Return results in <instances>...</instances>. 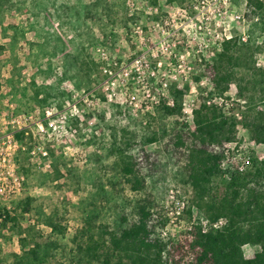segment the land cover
<instances>
[{"label":"rangeland","instance_id":"obj_1","mask_svg":"<svg viewBox=\"0 0 264 264\" xmlns=\"http://www.w3.org/2000/svg\"><path fill=\"white\" fill-rule=\"evenodd\" d=\"M34 1L42 7L36 17H32L31 13L27 12L28 10L36 11V7L28 4L22 8L19 6L5 8L0 18V86L3 87V90L11 89L18 108L29 109L35 105L41 107L46 105L35 101L33 91L36 89L40 91L39 98L50 92L48 103L60 104L70 96L64 89V82H67L79 93L86 92L102 81L101 66L106 63V60L114 70H117L121 62L129 63L142 53L145 58H142L138 64H143V61L146 60L149 65L151 63L152 66H156V63L161 62V68L166 67V73L170 80L168 90L160 89L159 78L151 77L147 67L143 66L144 72H140L142 69L137 71L131 65L132 72L129 78L124 83H116L114 87L116 101L119 104H108L102 93L97 92L94 102L85 107L84 130H80L81 133H84L73 139L74 143L79 144L80 149L84 151L85 161L77 162L53 154L54 165L57 161V167L63 173L59 179L53 180L50 177H45V171L36 170L27 160L25 153L19 155L20 164L30 168L28 172L23 171L26 175L23 197L28 195L35 198L32 212L24 214L20 220L24 227L33 223V214L35 215L39 205L46 212L55 207L60 208L62 205L65 207L67 233L63 243H70V237L79 232L84 223V216L93 205L100 211L101 219L110 227L114 226L121 209L129 210L134 199L143 195L144 192H132L127 185L113 186L109 180L116 182L123 157L129 154H142L140 141L154 134L157 140L142 147L144 152L160 157L152 175L148 177L149 185L146 189V195L150 196L155 204L154 218L163 220V226L166 224L168 220L166 205L170 203V190L176 196L184 197L187 206H189L193 192L183 183V177L177 170L183 159L180 155L172 154L171 148L172 141L178 133L181 131L191 133L194 130V120L187 117L183 110L178 115L165 116L157 110L160 104L154 105L149 112L139 110L136 115L131 107H125L123 110L120 107V101L128 98L131 87H134L131 94L133 93L140 101L145 100L142 87L136 82L139 75L144 77L150 86L151 93L157 97L159 95L163 97V94L166 93L173 96L170 87L174 81H177L174 84L184 83L182 90L187 85L188 89L184 90L181 98L182 107L185 100L188 101L189 98L194 97L195 108H197L205 101V91L213 93V96L223 97L225 110L232 109L231 114L238 122L234 140L235 147L246 145L249 147L250 157L264 159V144H257L250 137L247 128L241 124V113L244 108L243 102L238 97L236 85L231 83L223 94H217L205 65L206 61L211 63L212 57L221 47L219 39L212 35H216L217 32H226L232 36H236L242 31L248 33L250 24L255 20V17L246 16L245 0H228L223 6L226 7V14L221 16L213 14L210 24H208V30L211 32L207 35L209 41H207V47L204 48L205 55H202L201 52L195 53V56L192 57L194 58L192 71L186 73L188 81H192V85L195 86V92L192 94L189 93L190 84L183 82L184 78H181V73L171 67L168 68L166 63H168L169 57L170 60H175L173 54L170 53L182 52L187 45L192 46L194 53L198 48V42L203 41L198 38H188L185 31L176 30L177 18L175 17L177 15H175V10L177 7L188 6L194 0H175L170 3L166 0H156V2L152 0H113L114 4L110 11H107V15L101 18L102 21L87 19L86 23L91 27L96 39L94 44L86 48L87 56L81 55V58L92 63L89 65V81H87L88 78L83 79V75L74 66L68 65V70H66L62 52H57L56 55L49 57L37 45L31 46L32 43H40L43 38L48 36L53 37L52 44H65L64 53L75 52L71 41L75 40L74 37L79 29L67 24L65 13H61L62 16L58 15L54 11L53 5L75 4L79 0H56L55 4L51 0ZM80 1L87 4L94 0ZM154 8L157 9L156 12ZM221 9L224 10V8ZM235 14L242 15L243 19L232 18ZM173 18L174 21H172ZM165 20L168 21V24H164ZM180 20L182 21V18ZM16 25L17 28L14 29L13 27ZM193 28L187 25L185 30L190 31L189 33L194 36L198 35L199 32H195V29L192 30ZM162 30L165 32L174 31V33L166 36ZM178 39L181 40V43L174 47L173 43ZM261 41L262 37H259L255 43L259 45L262 44ZM167 44L171 46L165 49ZM244 44L240 43V45ZM103 57L107 59L104 60ZM198 57H202V60L198 61ZM252 68L254 71L264 69V49L261 48L254 53ZM196 76L199 77L198 80L195 79ZM75 124L77 123L75 122ZM81 137H84V140L80 139ZM230 147H233V144ZM59 156L62 159H59ZM150 161L153 159L149 158V160L143 161V165H150ZM64 162L66 168L71 167L75 171L69 173L68 168L63 167ZM99 182L100 184H98ZM16 200L18 201V199ZM5 203L13 204L11 201ZM195 212V222L207 220L203 214H198L197 209ZM10 227V224H7L0 231L2 264H12L13 257L20 253L17 236ZM158 229L156 230L157 234ZM164 229L167 233L166 236H161L164 241H184L189 237L183 228L166 226ZM242 249L246 257L253 255L250 245H244Z\"/></svg>","mask_w":264,"mask_h":264},{"label":"trees","instance_id":"obj_2","mask_svg":"<svg viewBox=\"0 0 264 264\" xmlns=\"http://www.w3.org/2000/svg\"><path fill=\"white\" fill-rule=\"evenodd\" d=\"M51 1L56 3V0ZM28 4L36 7V11H27L36 17L42 7L34 0H0V18L5 8H22ZM113 4V0H94L87 4L79 0L75 4L53 5L58 15L65 13L67 24L79 29L75 40L71 41L75 52L64 53L65 44H52L53 37L48 36L31 46L37 45L49 57L62 52L66 70L68 65L74 66L83 79L89 81L92 63L81 55L87 56L86 48L96 39L86 20L102 21ZM245 4L246 16L255 17L247 31L248 42L240 45L235 38L224 40L211 63L206 61L205 65L217 94H223L231 83L236 85L244 108L241 124L257 144H264V69L254 71L252 68L254 53L264 49V1L245 0ZM259 37H262V44L257 45L255 42ZM170 89L175 98L174 105L161 103L157 109L165 116L182 112L181 98L188 86L182 90L172 83ZM33 94L41 105L48 104L51 96L48 92L39 98L38 89ZM231 112L232 109L208 106L203 101L193 110L194 130L178 133L171 148L172 154L182 156V164L177 170L183 183L193 192L188 214L191 205L210 221L224 218L226 222L221 228L204 232L201 222L197 221L184 241H164L157 234L163 220L154 218L155 204L146 195V189L148 177L160 157L142 149L157 140L154 134L140 141L142 154L123 157L116 182L109 180L113 186L127 185L132 192H144L134 199L129 210L121 209L112 227L101 219L100 211L93 205L84 216L82 228L67 244L63 243L67 233L63 205L48 212L39 205L33 214V223L24 227L20 220L24 214L32 212L35 198L25 195L18 201H11L12 205L0 202V231L10 224L20 248L12 264H264V159L250 157V166L243 172L222 166L228 153L225 143L234 141L237 133L238 122ZM149 158L153 159L150 165H143ZM57 165L56 161L53 171H45L44 176L59 179L63 173ZM20 166L24 172L30 170L28 166ZM64 166L66 168L65 162ZM67 168L69 173L75 171ZM244 245L252 247L251 257L244 255ZM2 262L0 256V264Z\"/></svg>","mask_w":264,"mask_h":264},{"label":"built area","instance_id":"obj_3","mask_svg":"<svg viewBox=\"0 0 264 264\" xmlns=\"http://www.w3.org/2000/svg\"><path fill=\"white\" fill-rule=\"evenodd\" d=\"M227 1L194 0L188 6L177 7L175 10V15H177L175 17L177 18L176 30L181 29L185 31L188 34V38L203 40L198 42V48L194 53L191 45H187L182 52L170 53L173 54L175 60L172 61L169 57V61L166 63L168 68L171 67L176 72L181 73V78H184L183 82L190 84V94L195 92V86L192 85V81H188L186 73L192 71L194 61L192 57L195 56V53L199 52L205 55L206 51L204 48L207 47V41H209L207 35L211 32V30H208V24H210L214 13L220 16L226 14V7L223 6ZM221 8H224V10ZM154 10L156 12L157 9L154 8ZM181 18L182 21L180 20ZM232 18L243 19V16L235 14ZM172 21H174V18ZM164 24H168V21L165 20ZM156 25L158 26V23ZM187 25L194 27L192 30L195 29V32L197 31L199 34L196 36L190 34V31L185 30ZM137 28L139 29V27ZM162 33L170 36L173 35L174 31L165 32L162 30ZM213 36L219 39V44L231 38H235L239 44L246 43L249 39V34L243 31L236 36H232L226 32H217ZM180 43L181 40L178 39L173 43V46L175 47ZM170 46V44H167L165 49ZM142 58H145L144 53L129 63L121 62L119 68L114 70L106 60L107 58L103 57L106 63L101 66V72L103 74L102 81L95 87L82 93H79L76 89L70 87L67 82H64V89L70 96L60 104L50 102L42 107L35 105L29 109L18 108L13 99L11 89L3 90V87L0 86V202L16 200L22 198L24 195L26 175L23 173L18 162L21 153L27 155V160L36 170L43 171H51L53 169V154L70 158L77 162L85 161L84 151L80 149L79 144H75L73 141L74 137L84 133H81L80 130H84L83 116L85 114V107L90 106L94 102L97 92L102 93V96L108 104L118 103L116 101L114 87L116 83H124L129 78L132 72L131 65L137 71L142 69L140 72H144L143 66L147 67L151 77L159 78L158 85L160 89L168 90L170 79L166 73V67L164 69L161 68V62L156 63V66H152L151 63L149 65L146 60L143 61L144 65L138 64ZM197 60L201 61L202 57H198ZM156 72H158V75H156ZM136 82L142 87V94L145 100L140 101L133 93L131 94L132 90H134V87H131L128 98L120 101V107L123 110L125 107H131L136 115L139 110L149 112L154 105L161 103L168 106L174 105L175 99L170 93L163 94L162 92L163 97H160V95L157 97L152 94L150 86L143 76L139 75ZM183 84L177 83L176 87L181 89ZM204 96L205 103L208 106H216L217 108L225 110L223 97L213 96V93L210 94L208 91L204 92ZM195 106V98L191 97L188 101L185 100L182 110L187 117L193 118ZM80 139L84 140V137ZM232 144L233 147H230ZM234 144V141L225 144L228 148V153L222 162V166L229 170L243 172L250 166L249 147L246 145L235 147ZM170 192V203L166 205L168 220L163 227L158 229V234L162 237L166 236L167 233L164 229L166 226L183 228L186 233L190 234L193 225L196 223L194 221L196 208L191 206V213L188 214L187 209L189 206H187L184 197L176 196L172 190ZM225 222L226 220L224 218H219L215 221L204 220L201 222L202 230L206 232L219 229Z\"/></svg>","mask_w":264,"mask_h":264}]
</instances>
